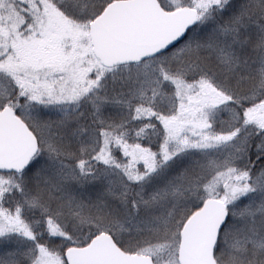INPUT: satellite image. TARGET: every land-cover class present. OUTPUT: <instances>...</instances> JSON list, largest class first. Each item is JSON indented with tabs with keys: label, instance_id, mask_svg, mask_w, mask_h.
Here are the masks:
<instances>
[{
	"label": "trees",
	"instance_id": "obj_1",
	"mask_svg": "<svg viewBox=\"0 0 264 264\" xmlns=\"http://www.w3.org/2000/svg\"><path fill=\"white\" fill-rule=\"evenodd\" d=\"M52 1L67 16L90 21L111 0ZM197 9L196 25L167 51L137 63L95 66L76 100L37 112L35 122L17 112L37 136L39 150L22 172L0 173L21 177L29 204L21 206L20 215H26L28 233L38 237L33 247L54 242L63 253L102 230L128 251L141 247L140 237L173 236L179 242L186 216L199 207L207 185L227 170L228 183L238 191L222 199L229 217L216 245L217 262L228 258L226 249L237 234V253L231 255L237 264H264V122L246 116L264 99V0H210ZM171 76L222 92L226 101L211 111L208 125L223 142L156 156L149 169L130 154L140 147L158 150L164 142L163 118L177 109ZM106 133L113 138L110 156L102 149ZM115 143L125 145V155H118ZM17 194L9 196L13 207ZM116 216L118 222L109 221ZM52 221L77 238L46 233ZM11 240L5 248L30 251L31 240L18 235ZM18 258L19 264H32Z\"/></svg>",
	"mask_w": 264,
	"mask_h": 264
},
{
	"label": "rangeland",
	"instance_id": "obj_2",
	"mask_svg": "<svg viewBox=\"0 0 264 264\" xmlns=\"http://www.w3.org/2000/svg\"><path fill=\"white\" fill-rule=\"evenodd\" d=\"M163 2L167 7L190 5L197 8L199 2L208 5L210 0H163ZM86 15H89V11ZM84 18L86 17L73 19L67 16L52 0H0V109L8 104L24 119L35 122L37 112L48 113L55 107L59 109L76 100L79 90L86 89L83 83L90 77L92 70L95 66H101L99 60L94 57L88 37V24L91 20H79ZM102 74L103 77L105 74ZM170 79L176 89L177 109L174 114L163 118L164 142L159 144L158 150L140 147L137 151L134 150V155L130 154L131 158L137 156V160L143 161L146 167L151 166L156 156L165 159L168 157L167 153L172 156L187 148L217 146L223 142L221 138L212 134L208 125L211 111L226 101L222 92L208 84L193 86L174 77ZM257 107L255 114L252 112L246 116L264 122V99ZM39 122L50 125L45 119ZM53 139L57 141L55 137ZM101 139L102 149L110 156L113 140L111 133L104 134ZM120 143L118 145L115 143L114 146L118 149V155L120 153L125 155V145ZM231 173L226 170L216 175L215 181L207 185L206 196L201 199V204L208 197L231 199L235 196L238 187L227 180ZM21 182L20 176L0 173V247L7 243L11 246L12 236L18 235L31 240L30 251L4 247L0 250V263L19 264L18 257L22 256L23 259L28 257L32 264H65L60 244L53 242L49 245L36 244L33 247L32 239L38 237L28 233L26 215H20L21 206L29 204L23 194ZM12 191L19 193L13 200V203L19 201L17 202L19 205L16 203L15 207L10 205L9 196ZM109 219L112 222L120 220L118 216ZM48 226L49 232L46 233L69 239L77 238L75 234L62 232L54 221ZM36 229L41 230L38 223ZM86 236L83 240L89 241L91 236ZM236 239L237 234L228 245L225 252L228 258L222 257V264H237L231 256L232 253H237L234 252L236 248H233ZM138 240L137 244L141 247H138L136 252L152 256L157 264H178L176 258L178 240L173 236L165 240L152 241L146 237L145 239L140 237ZM84 244L86 242L71 245ZM5 256H15L18 259H5Z\"/></svg>",
	"mask_w": 264,
	"mask_h": 264
},
{
	"label": "water",
	"instance_id": "obj_3",
	"mask_svg": "<svg viewBox=\"0 0 264 264\" xmlns=\"http://www.w3.org/2000/svg\"><path fill=\"white\" fill-rule=\"evenodd\" d=\"M198 20L190 5L168 10L160 0H111L88 24L92 52L105 67L136 63L180 42ZM38 139L27 123L7 107L0 110V171L21 172L38 152ZM229 210L209 197L183 222L178 264H217L215 247ZM65 264H155L139 252L124 251L107 232L64 252Z\"/></svg>",
	"mask_w": 264,
	"mask_h": 264
},
{
	"label": "flooded vegetation",
	"instance_id": "obj_4",
	"mask_svg": "<svg viewBox=\"0 0 264 264\" xmlns=\"http://www.w3.org/2000/svg\"><path fill=\"white\" fill-rule=\"evenodd\" d=\"M139 253H141V252H139Z\"/></svg>",
	"mask_w": 264,
	"mask_h": 264
},
{
	"label": "bare ground",
	"instance_id": "obj_5",
	"mask_svg": "<svg viewBox=\"0 0 264 264\" xmlns=\"http://www.w3.org/2000/svg\"><path fill=\"white\" fill-rule=\"evenodd\" d=\"M183 224V223H182Z\"/></svg>",
	"mask_w": 264,
	"mask_h": 264
}]
</instances>
